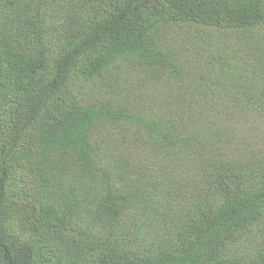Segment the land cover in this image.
Masks as SVG:
<instances>
[{
  "label": "trees",
  "instance_id": "1",
  "mask_svg": "<svg viewBox=\"0 0 264 264\" xmlns=\"http://www.w3.org/2000/svg\"><path fill=\"white\" fill-rule=\"evenodd\" d=\"M260 118L264 0H0V264H264Z\"/></svg>",
  "mask_w": 264,
  "mask_h": 264
},
{
  "label": "rangeland",
  "instance_id": "2",
  "mask_svg": "<svg viewBox=\"0 0 264 264\" xmlns=\"http://www.w3.org/2000/svg\"><path fill=\"white\" fill-rule=\"evenodd\" d=\"M246 122L252 124V126L245 125L247 130L250 132V136L241 133L242 129L238 132V139L249 142L250 145L255 142L257 143V148L260 146L261 135H264V120L260 119H248ZM255 138V139H254Z\"/></svg>",
  "mask_w": 264,
  "mask_h": 264
}]
</instances>
